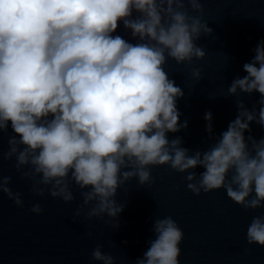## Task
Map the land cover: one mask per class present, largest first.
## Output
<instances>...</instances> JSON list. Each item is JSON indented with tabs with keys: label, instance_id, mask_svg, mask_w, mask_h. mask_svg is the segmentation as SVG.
<instances>
[{
	"label": "clouds",
	"instance_id": "9594fccd",
	"mask_svg": "<svg viewBox=\"0 0 264 264\" xmlns=\"http://www.w3.org/2000/svg\"><path fill=\"white\" fill-rule=\"evenodd\" d=\"M202 10L201 0H0V131H13L3 155L15 157L32 192L67 202L74 182L83 198L76 216L117 218L124 207L118 188L133 177L150 183V166L166 164L186 172L194 193L223 187L246 209L264 205V135L253 136L250 124L264 128V37L243 63L246 74L227 88L259 92L256 104L238 100L237 115L219 134L206 110L204 127L214 138L206 149L190 151L181 136H168L188 121L177 107L183 89L165 64L205 55L197 40L212 28L192 14ZM120 23L134 41L115 31ZM192 75L200 78V69ZM10 180L0 176V190L23 206ZM31 211L41 212L40 203ZM113 222L119 226L118 218ZM152 230L135 264H180L178 222L157 216ZM246 239L264 245V213L252 217ZM102 247L91 257L114 264Z\"/></svg>",
	"mask_w": 264,
	"mask_h": 264
},
{
	"label": "water",
	"instance_id": "95a60500",
	"mask_svg": "<svg viewBox=\"0 0 264 264\" xmlns=\"http://www.w3.org/2000/svg\"><path fill=\"white\" fill-rule=\"evenodd\" d=\"M201 2L203 10L192 14L200 15L212 28L197 40L205 55L182 64L169 57L165 64L183 89L177 107L180 120L188 121L168 136H181L190 151L206 149L214 142L204 127L206 110H211L213 131L219 134L237 115L238 100L249 108L256 104L259 92L231 94L227 88L234 76L246 74L243 63L255 54L253 47L264 37V0ZM115 31L135 40L122 23ZM193 67L200 69V78L193 77ZM250 124L253 136L264 135L258 123ZM11 134L10 126L7 132L0 131V176H11L9 186L21 193L23 206L0 190V264H103L91 257L97 244L114 256V264H135V258L148 247L147 241L155 237L154 218L166 215L173 216L184 232L180 264H264V245L246 239L248 224L253 216L264 213V205L246 209L228 197L223 187L194 193L187 187L186 172L159 164L150 166V183L141 185L133 177L118 188L116 199L124 204L118 227L113 222L117 218L106 215L103 219L87 218L83 212L76 216L82 189L71 183L74 199L67 202L47 191L43 195L32 192L31 179L14 166L15 157L4 158ZM37 202L42 208L39 213L31 211Z\"/></svg>",
	"mask_w": 264,
	"mask_h": 264
}]
</instances>
